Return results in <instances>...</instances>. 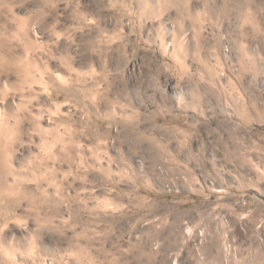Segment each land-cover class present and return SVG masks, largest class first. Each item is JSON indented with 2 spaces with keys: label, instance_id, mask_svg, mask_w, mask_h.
<instances>
[{
  "label": "clouds",
  "instance_id": "1",
  "mask_svg": "<svg viewBox=\"0 0 264 264\" xmlns=\"http://www.w3.org/2000/svg\"><path fill=\"white\" fill-rule=\"evenodd\" d=\"M0 264H264V0H0Z\"/></svg>",
  "mask_w": 264,
  "mask_h": 264
}]
</instances>
